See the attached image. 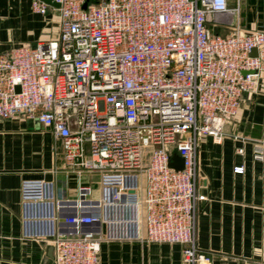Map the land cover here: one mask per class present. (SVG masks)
<instances>
[{"label":"built area","instance_id":"obj_1","mask_svg":"<svg viewBox=\"0 0 264 264\" xmlns=\"http://www.w3.org/2000/svg\"><path fill=\"white\" fill-rule=\"evenodd\" d=\"M31 1L37 14L51 7ZM53 1L57 37L0 54V119L49 129L77 193L63 201L52 182L23 181L24 236L51 246V264H99L112 242L178 244L184 264H211L196 242L199 142L220 143L259 89L264 32L213 34L209 23L238 13L227 0ZM263 151L254 143L253 158ZM174 154L182 170L169 166ZM83 173L99 174L98 195Z\"/></svg>","mask_w":264,"mask_h":264},{"label":"crops","instance_id":"obj_2","mask_svg":"<svg viewBox=\"0 0 264 264\" xmlns=\"http://www.w3.org/2000/svg\"><path fill=\"white\" fill-rule=\"evenodd\" d=\"M99 0H88L94 5ZM31 0H0V54L57 37V12L34 13ZM238 7L231 24L209 23L213 34L264 32V0H227ZM215 143L203 137L198 148L200 194L196 242L211 264H264V151L253 158V145L264 143V74L257 91L245 95L237 116ZM239 150H242L240 153ZM242 166V174L233 168ZM53 183L54 197L76 198L75 173L66 166L60 142L36 120L18 115L0 119V264H51L53 250L40 239L24 236L21 183ZM81 186L98 195L99 174L81 175ZM99 264H184L182 246L140 242L104 243Z\"/></svg>","mask_w":264,"mask_h":264},{"label":"water","instance_id":"obj_3","mask_svg":"<svg viewBox=\"0 0 264 264\" xmlns=\"http://www.w3.org/2000/svg\"><path fill=\"white\" fill-rule=\"evenodd\" d=\"M44 3H46L47 5L54 7V8H58L59 5L57 3H55L53 0H40ZM86 8V4L83 5V9ZM251 56H256V51L253 50L251 52ZM16 91L19 92V88H16ZM171 168H173L176 171L182 170L183 168V160L181 157H179L177 154H174L171 158V163L169 165Z\"/></svg>","mask_w":264,"mask_h":264}]
</instances>
